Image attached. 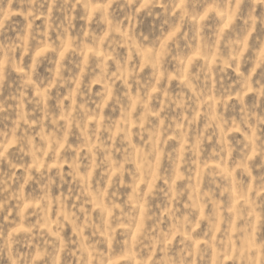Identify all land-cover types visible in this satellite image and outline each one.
<instances>
[{"label": "clouds", "instance_id": "clouds-1", "mask_svg": "<svg viewBox=\"0 0 264 264\" xmlns=\"http://www.w3.org/2000/svg\"><path fill=\"white\" fill-rule=\"evenodd\" d=\"M0 264H264V0H0Z\"/></svg>", "mask_w": 264, "mask_h": 264}]
</instances>
